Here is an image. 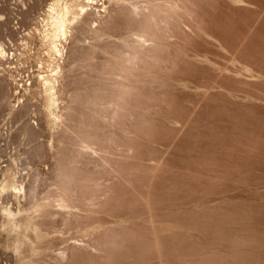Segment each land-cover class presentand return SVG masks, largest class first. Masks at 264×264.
Segmentation results:
<instances>
[{
	"label": "rangeland",
	"instance_id": "374dc122",
	"mask_svg": "<svg viewBox=\"0 0 264 264\" xmlns=\"http://www.w3.org/2000/svg\"><path fill=\"white\" fill-rule=\"evenodd\" d=\"M50 1L0 0V41L9 54L0 57V78L26 109L20 119L0 102V171L14 162L25 181L32 169L45 175L52 167L50 150L27 154L30 139L20 130L37 123L40 140L49 139L35 89L51 69L38 32ZM194 2L170 37L169 68L150 91L158 97L148 123L109 149L123 160L97 175V211L67 227L57 222L51 249L35 255L41 264H57L55 254L74 243L93 248L69 252L61 264H264V0ZM12 75L22 78L19 87ZM1 204L28 206L9 193ZM6 238L0 229V264H34Z\"/></svg>",
	"mask_w": 264,
	"mask_h": 264
},
{
	"label": "bare ground",
	"instance_id": "6f19581e",
	"mask_svg": "<svg viewBox=\"0 0 264 264\" xmlns=\"http://www.w3.org/2000/svg\"><path fill=\"white\" fill-rule=\"evenodd\" d=\"M48 3L42 28H37L40 47L45 50L51 69L36 78L35 93L42 100L49 139L40 140L37 123L25 121L20 130L30 139L27 154L42 158L50 150L52 167L45 175L32 169L27 181L15 170L14 162L0 171V194L9 193L17 203L21 199L28 202L27 207L16 209L0 205V229L7 235L5 245L17 253L28 250L29 262L34 264H41L35 255L51 249L49 233L57 222L62 228L67 227L97 211V190L101 185V176L97 175L110 172L107 163L123 160L109 155V149L119 140L131 139L128 137L132 126L148 123L145 115L152 107L150 100L158 97L150 91L160 84L159 72L169 68L167 62L174 43L170 37L183 17L192 13L195 2ZM7 55L5 44L0 41V57ZM15 77L12 75V81L19 87L22 78ZM6 84L7 80L0 78V102H8L10 111L22 119L26 115V109L20 108L23 100H10L4 92ZM96 144L104 146L103 153L98 155ZM126 151L128 155L132 153V144ZM40 184L46 186L42 194ZM45 241L47 244L43 245ZM85 248L91 252L93 246L74 243L65 247L55 254V263L61 264L69 252Z\"/></svg>",
	"mask_w": 264,
	"mask_h": 264
}]
</instances>
